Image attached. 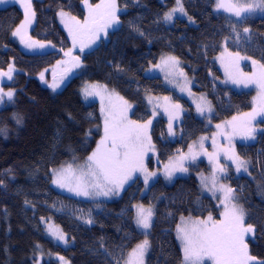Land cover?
I'll use <instances>...</instances> for the list:
<instances>
[{
    "label": "trees",
    "instance_id": "1",
    "mask_svg": "<svg viewBox=\"0 0 264 264\" xmlns=\"http://www.w3.org/2000/svg\"><path fill=\"white\" fill-rule=\"evenodd\" d=\"M117 3L122 9L118 12V27L111 32L107 29V35L101 31L97 44L81 51L86 38L93 35L77 34L80 45L77 47L76 41L74 46L73 37L71 41L65 29L69 33V27L76 25L64 17L62 22L60 17L63 11L69 17L84 19L81 0H33L34 25L28 37L46 49L34 53L24 51L12 39L22 12L13 5L0 7V72H7L9 65L15 69L11 80L0 77V83L3 89L16 91L13 105L0 109V128L5 129L0 134V264H35L38 253L65 257L70 264H116L117 259L126 260L143 240L136 228L134 204L153 206L145 264H182V247L177 239L181 217L196 220L212 214L218 219L216 202L203 195L193 176L176 178L170 184L157 177L142 197V185L134 181L120 198L112 201H84L51 186L50 172L90 153L100 134L97 104H84L78 93L83 83L114 90L135 104L132 118L145 121L150 117L143 103L145 94L170 93L173 100L180 101L159 77L144 75L160 58L174 56L191 76L194 91L210 102L214 123L251 109V93L234 92L216 82L222 74L214 60L223 40L228 39L231 51L264 63V16L235 22L215 11V0H182L187 15L174 13L173 20L166 22L164 14L174 8L175 0ZM245 27L252 31L251 44L246 41ZM70 49L71 56L79 58L81 70L52 95L47 86L50 68ZM14 116L21 117V123ZM164 124L162 118H157L152 128L162 161L213 130L194 117L190 108L180 121V137L163 143L159 135L164 133ZM259 126L262 132L254 142L238 144L236 148L237 155L250 161L249 171L230 177L229 183L249 213L247 223L255 227L253 240H247L249 253L264 261V120ZM41 219L52 221L63 231L66 249L45 238ZM89 219L94 222L87 223ZM53 260H43L41 264H57Z\"/></svg>",
    "mask_w": 264,
    "mask_h": 264
},
{
    "label": "snow or ice",
    "instance_id": "2",
    "mask_svg": "<svg viewBox=\"0 0 264 264\" xmlns=\"http://www.w3.org/2000/svg\"><path fill=\"white\" fill-rule=\"evenodd\" d=\"M5 0H0V3H4ZM20 3L21 7L24 9V20L21 21L20 25L12 32L13 36H19L21 38V43L25 44L28 48H44L45 45L37 41H31V37L25 40L26 29L32 24L35 17V12L32 10L31 0H16ZM85 8L88 10V16L85 17L84 23L81 25L79 20L73 16L70 19L75 22V25L79 26L81 30L87 31L93 35V37L98 38L101 31H104L107 35V29L112 28L115 25L120 24L118 12L122 11L119 7L117 0H101L99 4L92 5L89 0H81ZM176 7L171 11L164 14L163 19L166 22H171L173 20V14L180 12L184 15L187 13L184 10L182 0H176ZM217 9H224L232 13L237 18H243L244 14H251L256 12L264 13V0H253L251 3H225L224 0H218L216 4ZM68 14L61 11L60 16H67ZM191 21V17H189ZM68 27V25H65ZM233 31H235V25L232 26ZM138 30V29H137ZM246 41L251 44L253 42V35L250 28H243ZM69 34L73 37V45L76 44V35L73 29L69 27ZM143 35V33H140ZM237 39H240V34L237 33ZM95 39H91L89 43H94ZM87 45L82 44L81 51ZM227 51V49H225ZM66 56L71 57V49L65 53ZM229 55H232L229 53ZM236 63L238 66L239 60L250 59V57L240 56L239 53L235 54ZM75 63L73 67H79L80 61L78 57L72 58ZM164 63L171 62L173 66L178 65L180 62L174 56H169L166 59L162 58ZM59 63V62H58ZM253 65H257V60H252ZM160 67V65H156ZM262 74L259 78H256V73L254 72L251 76H246L244 73H240L241 77L245 79H240L234 76L232 73L228 72L226 68V74H228L229 79L235 83H244L247 86L250 83L257 84L264 93V63L259 64ZM122 71V69H119ZM15 71L12 65H9L7 72H0V77H7L11 80L12 73ZM183 76V72L180 73ZM43 73L41 74V79L43 80ZM59 86L58 83H52L49 85L54 91ZM183 91V89H181ZM84 95H100L103 101V93L108 92V89L104 85H88L84 90ZM111 96H116V98L123 102L125 106L124 109H113L105 113V109L102 107V113H105L104 119V136L101 138L100 142L97 144L96 150L87 157V162L85 165L80 166L79 175L76 174V170L73 169L71 164L67 167H61L60 169H53V179L52 183L57 185L59 188L66 189L69 192L75 193L77 196H90L93 195L89 189L98 190L95 191V195L108 196L110 194L118 195L119 190L124 186V184L132 179V174L134 172H143L145 185L148 184L149 179L156 175L154 172H149L143 164V156L146 151L151 147V137L147 133L149 125L152 121L149 120L146 124H138L136 121H131L127 118V108H131V105L127 101L123 100V97L118 96V94L113 92ZM14 91H4L0 88V102L3 101L4 97H7L9 101L13 99ZM168 100V97L164 98ZM207 111H211L210 102L205 101ZM179 108V105H175ZM205 107L198 105L197 110L201 114L206 110ZM167 111V109H165ZM155 115V113H154ZM245 116L249 117L248 121L244 122V126L247 127V132L245 134L246 139H255L256 129L250 126L251 120H255L257 115H264V108L260 111L253 109L252 113H246ZM14 119L19 124L21 123V117L14 116ZM171 117L169 123V134L173 135L171 127ZM238 118L233 117V121ZM231 124L232 122H225ZM217 128H221V125H217ZM5 129L0 128V134H4ZM227 138V137H226ZM206 139V138H201ZM215 143V140H214ZM203 147V145H201ZM191 152V146H190ZM209 155V159H213V154L205 153ZM197 154H192V159L195 160ZM187 157L181 156L179 160L180 163L172 166H167V171L165 173L166 177L171 180L172 175L175 171L186 172L187 168L183 166L182 161ZM226 158L231 159L236 165V171H249L250 161L242 159L232 150V155L228 156L226 152ZM220 172H227L226 166H218ZM216 169L213 171L212 176V189L215 197V192L217 190V177ZM3 181H0L2 184ZM206 187V185H205ZM218 190L223 193L220 199V204L224 206V210L221 213V218L216 220L212 215L207 217V220H185L181 217L182 224L177 226V239L181 242V247L183 251V264H206V261H211V264H264V261H258L255 256L250 255L249 246L246 242V237L253 234L255 227L251 223H247V217L249 213L246 212L245 208L238 203H235L234 191L231 187L221 184ZM135 222L137 227L142 229H149L151 227V221L153 216L152 208H144L143 205H138ZM91 224L94 221L89 219L86 221ZM190 225V226H189ZM49 234L63 243H67L65 240V234L57 226L55 228L49 227ZM39 247V245L37 246ZM101 248H104L103 243H101ZM149 241L147 239L143 240L136 245L130 253L126 260H116V264H144V256L148 251ZM105 251H107L105 249ZM111 255V253H109ZM63 264H67L64 257H59ZM39 264V261H36Z\"/></svg>",
    "mask_w": 264,
    "mask_h": 264
},
{
    "label": "rangeland",
    "instance_id": "3",
    "mask_svg": "<svg viewBox=\"0 0 264 264\" xmlns=\"http://www.w3.org/2000/svg\"><path fill=\"white\" fill-rule=\"evenodd\" d=\"M31 2H33V0H31ZM91 2L92 0H89L90 4ZM100 2L101 0H96L94 4L92 3V5L99 4ZM217 2L218 0H215V11L218 13H222L223 15L234 20L235 22H240L245 19L261 18L264 16V13L256 12V13H251V14H244L243 18H237L234 15H232V13L225 11L224 9H217L216 8ZM224 2L225 3H228V2L251 3L253 2V0H224ZM11 5L17 7L22 12L23 14L22 21H23L24 20V9L21 7L20 3L16 2V0H5L4 3H0V7L11 6ZM176 6L177 5L175 4L174 8ZM83 8L86 12V15H85L86 17L88 16V10L85 8L84 5H83ZM176 13H179V12H176ZM64 18H66L65 20L67 21L69 20L72 25H75V22L70 19L71 17L65 16ZM84 19L82 20L76 19V20H79L82 25L84 23ZM59 21H60V18H59ZM33 25H34V19H33L32 24L29 25L26 29L25 40H27L29 36V32L32 29ZM117 27L118 25H115L112 28H108V30L111 32L115 30ZM72 29L74 31V34H76V36L77 34H79L78 37H81L83 35V32L87 33V31L81 30L79 26L77 25L74 26ZM65 30L68 35V38H70L72 41V36L68 33L67 29ZM12 39L18 46L24 47V51H28L29 53L30 52L34 53L38 51L44 52L46 50V49L43 50V48H39V47H34L31 49L26 47L25 44L21 43V38L19 36L12 35ZM91 39H95V42L93 44H97L98 42L97 38L91 37ZM263 39H264V35H263ZM79 40L80 39L76 40L77 43L79 42ZM228 42H229L228 39L223 40L220 46V51L218 53V56L214 60L216 62V65L219 71L222 74V78H217L216 82L221 86L229 87L234 92L251 93V97H250L251 109L249 111L233 116V117L238 118L236 121H233V117H231L218 124L214 123L212 106L210 104L212 110L207 111L205 101H208V99L203 94L194 91V84H193V80L191 76L185 73V71L182 68L181 63H179L176 66H173L171 62L164 63V60L162 58L166 59L167 57H169V56H164L160 58V60L157 63L150 65L145 70L144 75L150 76V77L151 76L159 77L164 87L167 90H169L171 93H173L175 96H177L180 99V101L173 100L170 93L165 94V95H149V94L146 95L145 94L143 96V103L146 107V110L150 114V117H148V119L145 121H136L135 119L132 118V115L135 109V104L129 103L127 101L128 104L131 105V108L126 109L127 118L131 121H136L138 124H146L149 120L152 121L151 125H149L147 129V133L151 137L152 146L149 147V149L144 154L143 164L149 172H154L156 173V175L151 177L149 179L148 184L145 185V181H144L145 174L140 171L134 172L132 174V179L128 180L124 184V186L119 190L118 195H114V194H110L108 196L95 195L94 192L98 190L89 189V191L92 192L93 195L77 196L75 193L69 192L66 189L59 188L57 185L53 184L52 183L53 171H51L50 172V182H51L52 188L64 193L65 195L69 197L84 200V201H92V200L93 201H112V200H116L120 198L125 188L131 185L134 181H139L141 183L142 185L141 197H142L148 191L151 181L157 177L162 178V180L166 184H170L176 178H186L188 176H193L196 179L203 195L210 197L212 200L216 202V205L218 208V219H220L221 213L224 210V206L220 204L219 198H222L223 193L218 190L219 185L224 184L230 187V183H229L230 177H239V176H243L247 174V172H244V171H240V172L236 171V165L232 162L231 159L226 158V152L228 156H231L232 150L234 149L235 153L237 154L236 148L238 144H249V143L254 142L256 139V135L262 132V129L259 126V124L264 120V115H257L255 120H251L250 126L256 129V132L254 134L255 139H246L245 134L247 132V127L244 126V122L248 121L249 117L245 116L244 114L252 113L253 109L260 111L261 108H264V93H262L261 89L257 87V84L255 83H250L247 86H245L244 83H240V84L233 83L229 79L228 74H226V68L228 69V72L232 73L234 76L240 79H245V77L240 76V73H244L246 74V76H251L254 72L256 73V78H259L262 74V70L260 69L259 64L253 65L251 59L239 60L238 66H237L236 56H235L236 52H233L228 48ZM79 43L76 44L77 47L78 45H80ZM225 49H227V51H225ZM229 53H231L232 55H229ZM72 58L73 56L69 57L63 54V58L59 61V63H56L54 67L50 68L51 69L49 71V75H50L49 81L50 82L47 86L52 95L58 93L65 85L68 84V82L73 77L79 74L81 70V63L79 67H73V64L75 63V61ZM156 65H160V67H156ZM246 68L249 70H247ZM181 72H183L184 74L183 76L180 75ZM54 82L59 84V86L55 89V91L51 87H49V85ZM46 84L47 83H43L44 86ZM88 85H96V83H83L79 87L78 93L80 95L81 101L84 104L87 105L93 102L97 104L98 106L99 115H100V124H99L100 134L97 138V142L95 146L93 147V149L90 151V153H88L82 159L77 160L74 158V159L69 160L65 164H62L59 167L55 168L58 170L61 167H67V165L71 164L73 166V169L76 170L77 175H79L80 166H83L86 164L87 157L96 150L97 144L100 142L101 138L104 136L105 113L108 112L109 110H113L114 108L115 109L125 108L122 101L118 100L116 96L110 95L113 92V90L107 87L106 88L108 89V92L103 93V96H104L103 101L100 95H90L86 97L84 95L83 90ZM98 85H101V84H98ZM0 88H2L1 83H0ZM181 89H183V91ZM3 90L5 92L9 90L14 91V96L11 101H9L7 97H4L3 101L0 102V109L5 106L7 107V106L13 105L14 98H15V92H16L15 89H8V90L3 89ZM115 93L118 94L117 92ZM118 96L120 95L118 94ZM165 97H168L169 99L165 100L164 99ZM123 100L126 101L124 98ZM182 101H185L186 104H183ZM175 105H179L180 107L176 108ZM198 105L201 107H205L206 110L203 112V114L198 112L197 110ZM187 106L191 109V112L194 115V117H196L199 120H202L207 127L212 128L213 130L209 134L200 135L196 140L189 143L184 150H182L181 152L180 151L177 152L175 155L168 158L166 161H162L159 158L158 151H157L155 142L152 137L153 122L157 118H162L165 122L164 124L165 130L163 134L159 135V138L163 143L167 141H173L175 138L180 137V132H181L180 121L182 120L183 115L189 111V108H187ZM102 107L105 109V113H102L101 111ZM165 109H167V111H165ZM170 117L172 118L171 127H172V132L174 133L173 135L169 134ZM225 122H232V123L227 124ZM217 125H221V128H217L216 127ZM202 137L206 139L202 140L201 139ZM214 140H215V143H214ZM201 145H203V147H201ZM190 146H191V152H190ZM205 153L213 154V159L210 160L209 155H206ZM192 154H197L195 160L192 159ZM181 156L187 157L186 159L182 161L183 166L187 168V171L186 172L175 171L172 175L171 180H169L165 175L167 171L166 165L172 166V165H176L180 163L181 161L179 160V158ZM221 165L227 167V172H220L218 170V166H221ZM203 167L206 168V170H203ZM214 169H216L215 174L217 177V181H216L217 190L215 192V197L213 196V192L209 190V189H212V176H213ZM234 196H235L234 202L238 203L239 205H242L239 202V199L235 193H234ZM136 206L138 205L136 204L133 205V211H134L135 218H136V213L138 210ZM149 207H151L153 211V206L150 205V206H147L146 208H149ZM209 215H212V214H208L204 218H200V220H207V217ZM40 224L43 227L44 236L47 240L51 241L54 245L59 246L61 248L66 249L68 247V242L63 243L57 239H54L53 236L49 234V231H48L49 227H53V228L57 227L52 221L41 219ZM136 228H137V231L142 235L143 240L145 239L148 240L150 228L145 230V229L137 227V225H136ZM65 240L67 241L66 237H65ZM247 240H253V234L248 235L246 237V242ZM38 255L39 256H38L37 261H39V264H41L43 260H47V259H54L57 261V264H63V262L59 259V256L52 255V254L45 255L43 253H40V254L38 253ZM146 255H147V252L145 253V256H144V264H145ZM64 260L67 262V264H70L67 258L64 257ZM182 264H183V261H182ZM206 264H211V261H206Z\"/></svg>",
    "mask_w": 264,
    "mask_h": 264
},
{
    "label": "water",
    "instance_id": "4",
    "mask_svg": "<svg viewBox=\"0 0 264 264\" xmlns=\"http://www.w3.org/2000/svg\"><path fill=\"white\" fill-rule=\"evenodd\" d=\"M86 45H87V46H86L87 48L92 47V43H89V40L86 41Z\"/></svg>",
    "mask_w": 264,
    "mask_h": 264
},
{
    "label": "flooded vegetation",
    "instance_id": "5",
    "mask_svg": "<svg viewBox=\"0 0 264 264\" xmlns=\"http://www.w3.org/2000/svg\"><path fill=\"white\" fill-rule=\"evenodd\" d=\"M88 39H91V37H89V38H86V40H88ZM86 40H85V41H86Z\"/></svg>",
    "mask_w": 264,
    "mask_h": 264
},
{
    "label": "bare ground",
    "instance_id": "6",
    "mask_svg": "<svg viewBox=\"0 0 264 264\" xmlns=\"http://www.w3.org/2000/svg\"><path fill=\"white\" fill-rule=\"evenodd\" d=\"M92 37V36H91ZM88 40H90V39H88ZM85 44H86V42H85Z\"/></svg>",
    "mask_w": 264,
    "mask_h": 264
}]
</instances>
